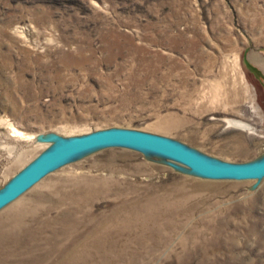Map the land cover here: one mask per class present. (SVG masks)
<instances>
[{
    "label": "rangeland",
    "instance_id": "rangeland-1",
    "mask_svg": "<svg viewBox=\"0 0 264 264\" xmlns=\"http://www.w3.org/2000/svg\"><path fill=\"white\" fill-rule=\"evenodd\" d=\"M260 53L264 0H0V189L58 138L111 127L261 158ZM0 264H264V177L93 150L0 209Z\"/></svg>",
    "mask_w": 264,
    "mask_h": 264
},
{
    "label": "water",
    "instance_id": "water-1",
    "mask_svg": "<svg viewBox=\"0 0 264 264\" xmlns=\"http://www.w3.org/2000/svg\"><path fill=\"white\" fill-rule=\"evenodd\" d=\"M106 147H126L163 156L181 164L192 173L211 179L245 180L264 177V155L249 162H224L207 157L163 135L111 127L55 140L0 189V209L74 157Z\"/></svg>",
    "mask_w": 264,
    "mask_h": 264
},
{
    "label": "bare ground",
    "instance_id": "bare-ground-1",
    "mask_svg": "<svg viewBox=\"0 0 264 264\" xmlns=\"http://www.w3.org/2000/svg\"><path fill=\"white\" fill-rule=\"evenodd\" d=\"M39 222V219L37 220ZM15 222V221H14ZM16 223V224H15ZM14 223L15 229L13 232L6 234V238L8 240H12L10 245L14 247L16 243H19L18 241L22 240V235L26 232L29 231L28 227L24 228L23 223H18L17 221ZM30 233V232H29ZM32 233V232H31Z\"/></svg>",
    "mask_w": 264,
    "mask_h": 264
},
{
    "label": "crops",
    "instance_id": "crops-1",
    "mask_svg": "<svg viewBox=\"0 0 264 264\" xmlns=\"http://www.w3.org/2000/svg\"><path fill=\"white\" fill-rule=\"evenodd\" d=\"M250 62L258 68L264 78V53H260L257 55L251 54Z\"/></svg>",
    "mask_w": 264,
    "mask_h": 264
}]
</instances>
